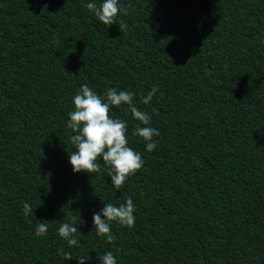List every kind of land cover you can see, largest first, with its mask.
<instances>
[{
    "label": "trees",
    "instance_id": "obj_1",
    "mask_svg": "<svg viewBox=\"0 0 264 264\" xmlns=\"http://www.w3.org/2000/svg\"><path fill=\"white\" fill-rule=\"evenodd\" d=\"M90 2L0 0V264H100L107 251L117 264H264V0H119L110 27ZM82 85L135 94L160 133L148 152L127 106L111 109L144 160L119 191L103 166L70 165ZM129 198L134 226L98 237L93 213ZM73 217L69 247L58 229Z\"/></svg>",
    "mask_w": 264,
    "mask_h": 264
},
{
    "label": "clouds",
    "instance_id": "obj_2",
    "mask_svg": "<svg viewBox=\"0 0 264 264\" xmlns=\"http://www.w3.org/2000/svg\"><path fill=\"white\" fill-rule=\"evenodd\" d=\"M87 8L103 25L109 27L117 25V16L121 12L119 0H103L99 5L95 0H91ZM118 26L119 30L126 27L123 22ZM158 91V87L153 85L146 96L140 97L139 103L149 104ZM134 95L128 91L109 88L101 96L89 86H81L73 98L74 110L68 113L69 120L66 124V127L74 133L70 140L76 150L69 155V162L74 174L84 173L92 176L93 173L99 172L103 166L109 170L110 187L119 191L125 181L143 167L144 160L141 154L128 146L126 122L114 119L110 115L113 107L126 105L133 119L138 121L133 135L142 138L148 152L153 151L157 147L153 138L158 137L160 133L150 126L152 117L137 107ZM23 209L26 216L32 213V208L28 203H24ZM135 210L131 198L119 206L112 203L104 204L102 210L93 213L92 216L96 235L101 238L106 237L110 243L111 224L115 222L122 227L132 228L135 224ZM67 219H71L72 222H67ZM67 219L61 223L58 232L59 236L66 240L71 247L78 245V241L74 237L78 229L75 226L74 217ZM47 230L48 222H39L35 229V236L38 238L44 236ZM62 257L67 261L73 259L71 253H62ZM75 259L78 264H86L88 260L85 257ZM100 264H117V262L113 253L107 251L100 258Z\"/></svg>",
    "mask_w": 264,
    "mask_h": 264
}]
</instances>
